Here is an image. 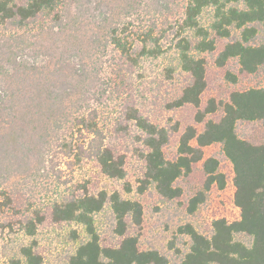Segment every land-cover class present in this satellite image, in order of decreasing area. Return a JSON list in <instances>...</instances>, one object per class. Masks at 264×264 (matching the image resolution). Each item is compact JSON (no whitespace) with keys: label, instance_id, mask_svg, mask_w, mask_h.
<instances>
[{"label":"trees","instance_id":"obj_1","mask_svg":"<svg viewBox=\"0 0 264 264\" xmlns=\"http://www.w3.org/2000/svg\"><path fill=\"white\" fill-rule=\"evenodd\" d=\"M150 2L167 11L162 14L165 28L156 22L160 17L157 10L142 17L131 12L134 20L123 22L113 13L100 11L99 4L90 0H0L1 211L22 210L14 187L26 173L50 177L60 174L63 167L93 162L105 177L125 179L124 159L106 143L107 132L100 124L101 100L110 88L101 83L99 74L109 50L123 65L134 68L145 59L159 57L161 42L171 37L178 67L191 77V83L171 103L173 108H199L206 88V62L200 55L216 47L210 34L228 40L233 31L239 33L217 56L218 66L236 58L246 74L264 67V45L254 43L259 28L264 31V0H185L173 23L168 21L175 16L166 0ZM205 14L209 16L207 26L201 21ZM227 77L236 83L234 75ZM216 111L214 102H209L204 112H197L196 122ZM120 117L134 124L136 139L143 146L140 157L145 172L140 193L152 186L166 200L180 197L175 182L189 174L193 164L202 160L203 148L213 144L221 146L232 165L238 220L213 221L209 238L190 224L182 226L179 233L189 238L190 245L181 264H264V143L251 144L236 132L241 121H259L264 129V88L233 92L221 119L208 120L201 133L187 127L173 161L163 153L169 141L164 128L148 122L129 104ZM218 168L215 158L204 161V191L189 201L190 214L204 202L211 186L224 189L225 177ZM107 203L114 233L122 238L113 248L101 246L95 227L94 216ZM25 208L21 211L22 230L29 238L35 236L48 213L55 223L74 224L83 230L85 239L77 243L66 264H169L157 250L141 251L137 234L127 235L131 226L140 227L142 206L118 192L91 195L87 182L79 183L47 204L28 203ZM36 246L32 240L20 246L8 264H43Z\"/></svg>","mask_w":264,"mask_h":264},{"label":"rangeland","instance_id":"obj_2","mask_svg":"<svg viewBox=\"0 0 264 264\" xmlns=\"http://www.w3.org/2000/svg\"><path fill=\"white\" fill-rule=\"evenodd\" d=\"M17 1L23 3L26 0ZM90 1L93 4L98 3L100 11L113 13L117 16L115 18H120L123 22L134 20L129 15L131 12H136L142 17L157 10L160 17L156 18V22L161 28L166 27L162 14L167 11L155 6L153 1ZM184 2L185 0H166L170 14L175 16L168 18L169 23H173L176 16L182 13ZM207 14L201 19L203 26H207L209 22ZM238 34L233 31L228 40L210 34V38L215 39L216 47L213 52L200 55L206 62V88L200 96L199 108L192 105L171 107V103L178 99L183 89L191 83L190 75L178 67L177 55L174 52L175 42L171 45V37L161 42L163 53L159 57L145 59L140 66L134 68L123 65L119 57L109 50L103 60L107 63L103 65V71L99 74L101 83L110 88L101 100L100 124L107 132L106 143L112 146L115 154L124 159L125 179L118 181L105 177L93 162H83L81 166L72 169L63 167L60 174H52L50 177L26 173L19 178V183L14 187L17 193L15 197L23 203L22 210L14 211L7 208L0 210V264H8L11 257L17 256L20 246L30 243L31 240L36 242V252L43 259V264L67 263L77 243L85 239L83 230L74 224L55 223L48 213L45 222L37 228L35 236L29 238L22 230L21 211L26 209L28 203L47 204L66 192L70 186L79 183L87 182V189L91 195L118 192L125 199L139 202L142 206L140 227L131 226L127 235L137 234L138 247L141 251L157 250L167 258L169 264H181L183 256L189 249V238L179 233L182 226L190 224L200 234L209 238L212 234L213 221L238 220L239 211L233 204V168L219 144L203 148L202 160L193 164L189 174L175 182V187L181 190L180 197L166 200L160 197L152 186H148L140 193L139 188L142 186L145 172V163L140 157L143 146L136 139L138 131L134 124L120 117L125 104H129L148 122L164 128L168 132L169 141L163 147V153L167 160L173 161L177 157L179 139L187 127H193L197 133H201L208 120L218 122L221 119L223 106L229 102L233 92L264 88V67L253 74H246L240 71L236 58L229 59L221 67L216 63V58L225 45L236 39ZM254 43L264 45V31L261 28ZM227 74L234 75L236 83H231ZM108 82L109 84H106ZM211 101L217 106L216 113L206 115L201 123L196 122L197 112H204ZM124 127L127 131H123ZM236 132L240 139L251 144L264 143V129L259 121L238 122ZM192 145L195 147V142H192ZM208 158H215L218 161V171L224 175L226 184L222 190L216 185L211 186L209 191L205 192L204 202L190 214L189 201L204 191L206 175L203 163ZM127 188L131 191L127 192ZM94 219L101 246L117 247L122 238L114 233V219L108 203Z\"/></svg>","mask_w":264,"mask_h":264}]
</instances>
